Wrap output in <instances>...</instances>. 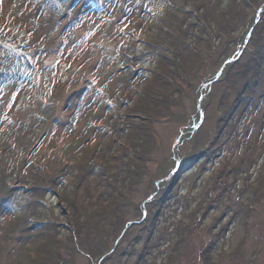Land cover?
I'll return each mask as SVG.
<instances>
[{
    "label": "rangeland",
    "instance_id": "1",
    "mask_svg": "<svg viewBox=\"0 0 264 264\" xmlns=\"http://www.w3.org/2000/svg\"><path fill=\"white\" fill-rule=\"evenodd\" d=\"M0 264H264V0H0Z\"/></svg>",
    "mask_w": 264,
    "mask_h": 264
},
{
    "label": "trees",
    "instance_id": "2",
    "mask_svg": "<svg viewBox=\"0 0 264 264\" xmlns=\"http://www.w3.org/2000/svg\"><path fill=\"white\" fill-rule=\"evenodd\" d=\"M224 1V0H223ZM249 39V40H248ZM246 40L249 42V41H251V32L248 34V36H247V38H246ZM241 53V52H240ZM233 62V60H229L227 63H232Z\"/></svg>",
    "mask_w": 264,
    "mask_h": 264
}]
</instances>
